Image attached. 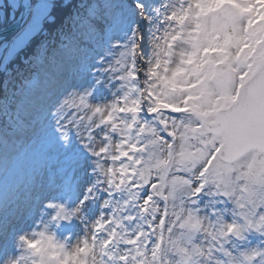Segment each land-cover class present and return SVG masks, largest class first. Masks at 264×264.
<instances>
[{
  "label": "snow or ice",
  "instance_id": "1",
  "mask_svg": "<svg viewBox=\"0 0 264 264\" xmlns=\"http://www.w3.org/2000/svg\"><path fill=\"white\" fill-rule=\"evenodd\" d=\"M10 25L0 264H264V0H0Z\"/></svg>",
  "mask_w": 264,
  "mask_h": 264
},
{
  "label": "rangeland",
  "instance_id": "2",
  "mask_svg": "<svg viewBox=\"0 0 264 264\" xmlns=\"http://www.w3.org/2000/svg\"><path fill=\"white\" fill-rule=\"evenodd\" d=\"M19 0H16V2L18 3Z\"/></svg>",
  "mask_w": 264,
  "mask_h": 264
}]
</instances>
